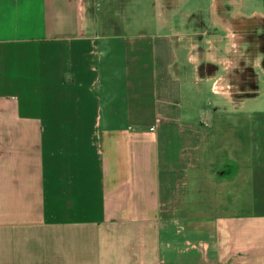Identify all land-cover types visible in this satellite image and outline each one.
<instances>
[{
  "label": "crops",
  "instance_id": "0c3cea01",
  "mask_svg": "<svg viewBox=\"0 0 264 264\" xmlns=\"http://www.w3.org/2000/svg\"><path fill=\"white\" fill-rule=\"evenodd\" d=\"M115 1L0 0V264H264V117L210 124L203 69L235 72L264 11L160 0L148 34ZM226 174L208 212L191 187Z\"/></svg>",
  "mask_w": 264,
  "mask_h": 264
},
{
  "label": "rangeland",
  "instance_id": "374dc122",
  "mask_svg": "<svg viewBox=\"0 0 264 264\" xmlns=\"http://www.w3.org/2000/svg\"><path fill=\"white\" fill-rule=\"evenodd\" d=\"M185 1L188 2V0ZM199 2H201L204 7L210 3L209 0H199ZM115 3L118 4L116 6H120L118 0H116ZM159 3L160 0L130 1L128 10L124 13L123 18L128 19V21L139 19V23L145 21L141 26L131 27L132 30L141 28V31L148 34L163 33L157 26V21L161 13L158 9ZM246 3L248 7L247 14L253 11H264V0H246ZM137 5H139V8ZM188 5L190 4L184 5L183 7L185 9L183 10H191V7L189 8ZM133 7L138 9L133 10ZM114 13L116 16L120 17L119 13H121V10L115 9ZM192 17L195 16L192 15L191 18ZM257 26L258 29L253 30V28ZM120 30L122 29L120 28ZM208 33L211 35H219L220 37H223L224 34H228L222 31L220 27H211ZM242 36L244 39L241 48L242 58L236 57L238 62L235 72L229 73V69H227L228 64H226L228 56L224 57L223 55L217 58L216 62H209L203 67L206 72L205 74H207L206 77L209 79L211 90H213L216 95H213L210 89H207V102L210 105L206 116L210 124L213 122L212 114L216 107L220 108L221 114L232 115L233 113H241L243 115H249L251 113H258L264 117V21L261 20L258 24L244 27ZM240 125L245 134L246 131L249 130L248 124L242 122ZM232 129L233 123L222 119L219 132L221 152L218 156L219 161H226L224 166L226 169H228V166L233 167L232 163L234 159L230 153V149H232L233 145L231 139L233 136ZM243 157L242 163L244 164ZM226 175V179L204 176L205 185L191 187V192L195 199L194 201L198 200L201 202L200 204H202L205 209L209 210L208 212L214 208L217 201L232 204L235 198L233 195L235 187L229 184L231 183L230 180H228L229 174Z\"/></svg>",
  "mask_w": 264,
  "mask_h": 264
}]
</instances>
